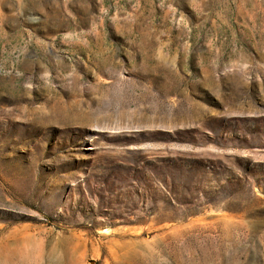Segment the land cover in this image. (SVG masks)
Returning a JSON list of instances; mask_svg holds the SVG:
<instances>
[{
  "label": "rangeland",
  "instance_id": "obj_1",
  "mask_svg": "<svg viewBox=\"0 0 264 264\" xmlns=\"http://www.w3.org/2000/svg\"><path fill=\"white\" fill-rule=\"evenodd\" d=\"M50 252L264 264V0H0V264Z\"/></svg>",
  "mask_w": 264,
  "mask_h": 264
},
{
  "label": "bare ground",
  "instance_id": "obj_2",
  "mask_svg": "<svg viewBox=\"0 0 264 264\" xmlns=\"http://www.w3.org/2000/svg\"><path fill=\"white\" fill-rule=\"evenodd\" d=\"M44 246V245H43ZM47 246V245H46ZM42 250L40 249V251H39V255H38V258H39V256L41 257V255H42ZM44 253V252H43ZM50 257H51V259H54V264H63V262H64V257L62 258L61 257V259L58 257V256H54V253L53 252H50ZM66 258V257H65ZM44 259H46V258H44ZM63 259V260H62ZM12 260V259H11ZM43 260V259H42ZM33 261H35V260H33ZM36 262V261H35ZM44 262V261H43ZM19 264V263H18ZM21 264V263H20ZM46 264H48V263H46Z\"/></svg>",
  "mask_w": 264,
  "mask_h": 264
}]
</instances>
